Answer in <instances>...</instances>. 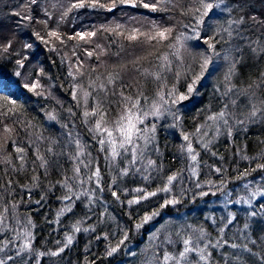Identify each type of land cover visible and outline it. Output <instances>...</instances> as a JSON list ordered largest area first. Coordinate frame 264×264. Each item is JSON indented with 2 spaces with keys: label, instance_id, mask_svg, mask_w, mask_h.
<instances>
[{
  "label": "trees",
  "instance_id": "trees-1",
  "mask_svg": "<svg viewBox=\"0 0 264 264\" xmlns=\"http://www.w3.org/2000/svg\"><path fill=\"white\" fill-rule=\"evenodd\" d=\"M227 2L230 12L206 24L203 42L186 52L180 91L199 77L196 51L225 52L227 60L210 82L200 74L195 98L148 116L131 144L117 140L114 155L95 131V104L73 98L70 76L108 64L102 75L123 81L115 95L101 96L109 102L97 105L101 119L139 114L152 91L147 75L161 81L198 0H0V262L158 264L180 254L181 244L165 243L183 216L186 233L211 243V261L264 264V196L254 203L260 215L237 240L228 231L219 237L224 208L202 207L211 197L264 189V0ZM241 219L232 223L239 230ZM159 227L173 236L159 235ZM221 241L249 252L213 247Z\"/></svg>",
  "mask_w": 264,
  "mask_h": 264
},
{
  "label": "rangeland",
  "instance_id": "rangeland-1",
  "mask_svg": "<svg viewBox=\"0 0 264 264\" xmlns=\"http://www.w3.org/2000/svg\"><path fill=\"white\" fill-rule=\"evenodd\" d=\"M208 5H212V8H208ZM229 9L230 7L228 5L227 0H198V9L196 16L190 21L188 20V23H190L188 26L191 28L190 31L186 34H182L181 36L177 37L178 42L176 44L175 57L173 59H168L169 65L165 67L163 65L161 67L163 69L161 70L163 73H160L161 81H155L149 78V76L153 77V72H150L148 74L149 76L147 75V79H145L147 82L146 84L152 89V91H150V93L144 98V101L142 102V106L144 109L142 112H139V114L121 112L119 118L116 121H111L110 124H106V122L101 119L99 112H97L100 107H97L98 103L102 102L103 105H108L109 102L103 99L102 97H107V93L109 91L115 95L117 93V91L115 90L116 84L117 82H120L122 80L120 78L118 80L112 79L111 75H108L107 78L102 75L107 72H103V70H107V68H110L108 64H106V68L99 69L98 71L95 70L96 72L92 69V65H89L86 68H81V70L78 69L74 76H70V81H72V86L74 87V93H72L73 98H75L74 95H77V93H79L84 103L92 101L93 104H95L94 112L98 115L95 124L96 122H98V124L100 125V129H97V126L94 124L95 131L102 133L105 139L109 140L111 143L112 141L116 142L117 140L122 141L123 137L118 130L121 124L126 126V120H122V117H126L129 114L133 115L136 118V128L139 129V123H145L148 116H160L169 114L172 112L173 109L178 110L186 99H190L192 97L195 98L199 94L197 92L196 85L199 83L200 74L203 73L201 75V79L204 83L210 82V80H212V75H210V73L215 71L216 69L218 70L224 63V61L227 60V56L222 55L225 54V52L218 53L214 56L208 51V55H206L205 52H203L202 50L196 51L197 53L195 52L194 54H197V56H201L200 62L201 60L203 61L200 64L199 77L192 79L190 81V84L183 89V92H181L179 88L181 82L179 70L183 69L184 65H187L186 63H184V58L186 52L190 50V47H192L191 44L193 43V45H195L199 41L203 42L201 33L203 32V30L206 29L205 25L207 24L211 27L214 24V21L220 18L222 14L229 13ZM124 57L128 59V57ZM210 67L214 68L210 69ZM166 71L170 72L172 76L170 80H167L169 77L166 79V77L163 76V74L167 73ZM205 73L207 74L203 76ZM189 88H191V91H189ZM182 96L184 97V99H181ZM91 118L92 117H90V119ZM210 121L211 124H213L214 118H211ZM216 125L218 126V124ZM104 129H106L107 131H104ZM109 132L111 133V136H109ZM138 132L139 131L135 132V134ZM149 132L151 133V131ZM147 145L148 143L143 146L147 147ZM186 153L187 159L191 165L190 171L193 175H197L198 160L195 150L193 148L191 138L187 139ZM193 157H195V159H193ZM258 196H264V189H250L249 193L246 196L237 195L234 198L230 197L229 195L222 196L218 200L216 199V197H211L210 204H204L206 206L202 205V207H205L207 210H211L212 208L218 209L219 207L224 208V211L222 213L224 217L227 216V219L225 225L223 224L221 228L219 237L222 238L223 233L228 231L233 237L232 240H237L235 238L237 231L244 232V230L249 228V225H251L254 220H256L257 217L260 215V212H255L256 210L253 209L255 199ZM240 215H242L241 222L243 223L241 230L238 229L237 224H232L233 222H236L238 216L240 217ZM184 221L185 219L182 216L179 221H176L173 224L174 226L172 227L177 230V233L173 234L175 237L172 240L168 242L166 241L165 243L169 244L170 242H172L175 244H181L180 248L182 250L180 254L173 256H171V254H168L164 257L163 260L158 262V264H217L211 261L209 257L208 250L211 243L209 241H206V237L201 234H198L197 231H195L194 233H186L184 230L185 226L182 224V222ZM171 230V227L168 230L166 228V232H164V230L160 229L159 227L158 234H166L169 240V237L173 236L171 235V233H169ZM176 235L178 236L176 237ZM241 238L242 234L240 235V239ZM185 241H187L188 243L186 244ZM219 244L224 247L228 246V248L232 247V253H235L236 255H239V253L242 252H249V250L246 248H241L238 245L228 244L223 241L219 243H214L213 247H217ZM162 247H164V243L160 244V248ZM182 253L183 255H181ZM237 261L239 260H233V262Z\"/></svg>",
  "mask_w": 264,
  "mask_h": 264
},
{
  "label": "snow or ice",
  "instance_id": "snow-or-ice-1",
  "mask_svg": "<svg viewBox=\"0 0 264 264\" xmlns=\"http://www.w3.org/2000/svg\"><path fill=\"white\" fill-rule=\"evenodd\" d=\"M80 6H82V5L81 4L74 5V7H80ZM144 7H149V5L145 4ZM152 7H155V5H153ZM207 7L208 8H212V5H208ZM51 35H56V34L55 33H51ZM78 35L83 37L84 34L81 33V34H78ZM159 35H160L161 38H164L165 34L163 32H161V33H159ZM131 38L135 39L136 37H131ZM25 87H28V86L25 85ZM35 87H36V85L33 84L32 88L34 89ZM189 91H191V88H189ZM181 99H184V97L182 96ZM121 119L122 120H126V126L121 124L119 126V129H118L119 132L121 133L122 137H123V140L120 143V147L123 148L125 144H131L132 143V138H133L135 132L139 131V129L136 128V122H135L136 118L133 115L129 114L126 117H122ZM97 129H100V125L99 124H97ZM104 131H107V130L104 129ZM109 136H111L110 132H109ZM185 139H187V137H185ZM101 143L103 144L104 141H101ZM115 143H116L115 141H112V144H113V149L112 150H113V154L114 155L116 154ZM193 159H195V157H193ZM262 167H264V166H262ZM185 243L187 244L188 242L185 241ZM113 251H115V249H113ZM186 251H187V249H186ZM181 255H183V253ZM0 264H3V262H0Z\"/></svg>",
  "mask_w": 264,
  "mask_h": 264
}]
</instances>
